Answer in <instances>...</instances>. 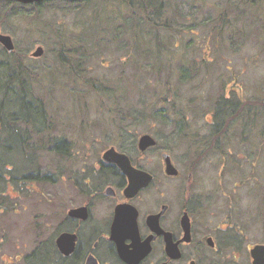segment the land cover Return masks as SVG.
I'll return each mask as SVG.
<instances>
[{
  "label": "rangeland",
  "instance_id": "obj_1",
  "mask_svg": "<svg viewBox=\"0 0 264 264\" xmlns=\"http://www.w3.org/2000/svg\"><path fill=\"white\" fill-rule=\"evenodd\" d=\"M101 2L48 0L37 7V3L0 1V32L12 37L15 51L26 54V64L43 76L36 91L47 102L52 126L47 135L68 143L66 157L54 149L39 150L37 180L14 183L10 176L5 183V197L0 196V264H22L17 260L20 256L32 255L65 231L60 201L72 189L67 168L80 161L91 163L110 146L149 158V168L167 152L184 178L194 173L196 196L203 202L207 195L213 200L212 216L202 208L199 220L219 221L230 213L244 233L239 252L246 259L252 246L264 244V0H163L158 29L173 56L169 63L164 61L168 55L162 54L165 64L157 73L149 64L150 56L142 57L145 62L128 58L130 49L119 32L126 20L131 22L130 8ZM110 19L115 23L113 31ZM149 28L153 30L145 29ZM61 44L64 57L72 59L76 75L85 80L68 81L59 75L64 70L58 59ZM39 46L43 55L32 56ZM7 53L0 44V60L5 61ZM184 70H190V80H181ZM46 74L53 82L44 79ZM222 94L250 102L256 124L243 127V115L229 138L220 139V151L197 159L187 144L191 138L177 136L178 125L163 113L170 109L173 117L170 104L175 100L187 114L191 134L202 136L212 129L213 101ZM146 133L157 144L140 152L138 140ZM11 135H0L15 146L13 153L0 147V163L14 162L20 173L28 161L18 148L20 137ZM45 176L49 179L43 180ZM89 232L92 228H84L82 237ZM47 258L46 264H56L58 256ZM100 258L109 263L106 256Z\"/></svg>",
  "mask_w": 264,
  "mask_h": 264
},
{
  "label": "flooded vegetation",
  "instance_id": "obj_2",
  "mask_svg": "<svg viewBox=\"0 0 264 264\" xmlns=\"http://www.w3.org/2000/svg\"><path fill=\"white\" fill-rule=\"evenodd\" d=\"M148 149L139 150L145 152ZM164 153L154 168L147 167L149 158L125 153L135 169L152 176L149 183L132 196L125 192L130 184L129 176L117 163L103 159V154L91 163L80 161L69 165L67 174L72 189L70 194L65 191L60 201L61 222L65 227L63 232L77 234L78 240L74 251L66 255L60 252L56 238L53 241L56 253L45 256H58L60 264H68L77 257L73 264H85L91 255L99 264H129L121 258L117 243L111 238L119 208L123 212L120 234L129 256H143L137 264H253L250 253L253 246L246 259L239 252L245 236L233 224L230 213L219 221L215 218H206V222L199 220L202 208L210 211L212 216V196L205 195L204 202L196 196L192 172L184 178L174 164L178 173L167 174ZM83 207L87 208L85 219L72 212ZM135 214L136 230L133 225ZM84 228H92V232L85 236L86 232L82 237ZM101 256L109 258V263ZM35 258L28 255L17 260L22 264H36Z\"/></svg>",
  "mask_w": 264,
  "mask_h": 264
},
{
  "label": "trees",
  "instance_id": "obj_3",
  "mask_svg": "<svg viewBox=\"0 0 264 264\" xmlns=\"http://www.w3.org/2000/svg\"><path fill=\"white\" fill-rule=\"evenodd\" d=\"M101 1V5L102 3L108 4L112 8L115 2L130 8L131 22L126 20L123 30L119 33H122L123 38L127 41L126 47L130 49L128 58L131 61L135 59L137 62H145L146 60H143V58L146 59L150 56L151 62L149 64L153 66L152 68L156 73L161 71L162 65L165 64L164 61H168L169 63L172 61L169 58L173 56V53L169 50L171 47L165 41L161 40L159 33L161 26L158 24L159 22L157 23L158 18L162 20L160 16L164 11L163 0ZM42 3L43 2L37 3L36 6L39 7ZM7 4H11V2H7ZM251 4V6H253V3ZM221 19H225L224 13L221 14ZM111 22H113V20H111ZM111 25V31H113L115 23L113 22ZM147 26H150L153 30L151 31L150 28V30L145 29ZM45 27L49 29L50 26L47 24ZM163 27L166 28L168 26L164 24ZM150 31H155V34L152 35ZM145 34L152 37L146 38ZM140 41L146 42V45L143 46V43L140 45ZM152 42H154L153 45L151 44ZM175 43L176 42H173L172 45H175ZM64 52V44H61V49L58 52V59L64 70L62 74L59 75L66 78L68 81H73L74 79L79 80L81 78L85 80V77L78 75L79 73L76 75L77 65L71 61V58L67 59V57H64ZM163 53L168 55V58L166 57L167 59L165 58L162 62L161 56ZM7 55L8 58H6L5 61L0 60V135L3 133H11L12 137L18 135L20 137L18 148L28 163L27 168L23 172L18 173L14 162L1 160L0 196H2V198L5 197V183L9 180L10 176L14 183L17 180L26 183L39 178V169L35 160L39 150L50 151L54 149L57 154L63 157L68 156V143L63 139H53L52 136L47 135V132L52 128L48 118L49 110L46 100L36 91V86H38V84H43L42 74L26 64V54L14 51L12 53L8 52ZM152 59L154 60L153 62ZM189 71L190 70L182 71L181 80L187 81L191 79ZM44 79L53 82V80L50 81V79L47 78V74ZM87 81L89 82V80ZM93 85L95 86L94 82ZM104 89L101 88L100 90ZM165 99H168V97H165ZM171 99L173 100V98ZM249 103L248 101L247 104L246 102L238 100L234 101L233 98H229L227 95L222 94L215 102L213 101L211 115L214 123L212 129L202 136L197 134V132L196 134H191L189 130L191 125L187 120V114L186 112H182L181 108H177L175 100L170 104L172 106L171 109H173V117H171L169 112L170 109L163 113V117H165L167 121H173L178 125L175 132L177 136L179 135L181 138H191L190 141H187L188 147L194 156L199 159L209 152L220 151V139L226 136L228 137V133L234 125L238 127V122L241 121L243 115L244 122L242 126L246 128L248 124L251 123L250 126L254 127L256 124V113H252L253 107L249 106L252 105ZM153 109L157 110L158 106L154 104ZM159 111L160 110L157 112ZM203 113L206 115L207 111L205 110ZM117 127H119V125ZM192 136L194 139H192ZM48 142H50L49 144L54 143V145L47 146L46 144ZM0 147L11 153L15 151V146L9 145L7 139H3L1 136ZM7 167L11 169H7ZM45 178L49 179L48 176H45L43 180ZM53 246V241H47L33 252L31 256L36 257V264H41L42 262L43 264L47 263L48 258L45 255L47 253H56ZM52 257H54V259L57 258V256ZM76 259H78V257L69 260L68 264L75 263ZM56 264H60V259H56Z\"/></svg>",
  "mask_w": 264,
  "mask_h": 264
},
{
  "label": "water",
  "instance_id": "obj_4",
  "mask_svg": "<svg viewBox=\"0 0 264 264\" xmlns=\"http://www.w3.org/2000/svg\"><path fill=\"white\" fill-rule=\"evenodd\" d=\"M0 1H15L21 4H34L40 3L47 0H0ZM69 2L76 1H84V0H63ZM0 44L9 52L12 53L15 51V44L10 35L2 34L0 32ZM44 53V48L39 46L32 54L34 57H41ZM157 144V140L151 134H143L139 138L138 147L140 150L144 151L148 148L154 147ZM164 159L166 162V173L169 175H176L178 170L174 163L172 162L171 156L168 153H164ZM103 159L109 162L117 163L120 168L123 170L125 174H127L130 178V184L126 189V194L128 196H132L143 186L147 185L151 180L152 176L145 171H138L135 169L129 160V156L125 153L119 152L115 149V147H110L103 153ZM78 217L85 219L87 217V208L83 207L80 209H75L72 211ZM123 221V212L121 209H117L116 211V223L114 225V234L111 236L112 239L115 240L118 246V251L121 255V258L129 264H137L139 259L143 256H138L134 258L133 256H129L130 254L127 251V247L124 244L123 239L121 238L120 231L123 226L121 222ZM133 226L136 230V214L133 217ZM78 240V236L75 233L71 232H62L56 239V244L60 250V252L70 255L76 246ZM251 256L253 258V264H264V244H255L250 251ZM178 257V256H175ZM85 264H99L97 258L93 255L89 256L85 262ZM194 264V263H192Z\"/></svg>",
  "mask_w": 264,
  "mask_h": 264
}]
</instances>
